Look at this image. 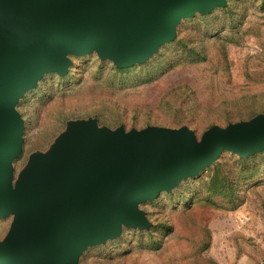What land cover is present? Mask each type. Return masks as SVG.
Wrapping results in <instances>:
<instances>
[{"label": "water", "instance_id": "95a60500", "mask_svg": "<svg viewBox=\"0 0 264 264\" xmlns=\"http://www.w3.org/2000/svg\"><path fill=\"white\" fill-rule=\"evenodd\" d=\"M226 0H0V219L16 220L0 264H79L92 245L122 228L148 229L139 206L200 174L224 152H264V117L193 130H100L71 123L46 157L12 185L23 146L16 104L46 73L65 74L68 55L97 52L120 68L147 61L177 37V26Z\"/></svg>", "mask_w": 264, "mask_h": 264}, {"label": "rangeland", "instance_id": "374dc122", "mask_svg": "<svg viewBox=\"0 0 264 264\" xmlns=\"http://www.w3.org/2000/svg\"><path fill=\"white\" fill-rule=\"evenodd\" d=\"M176 33L131 68L95 51L69 54L63 75L44 74L15 107L24 131L12 185L34 158L52 152L71 123L95 120L102 131L127 134L187 126L200 141L212 126L264 117L263 0H226L182 19ZM139 209L148 229L124 226L117 237L89 246L79 264H264V152H224ZM15 220L0 219L3 242Z\"/></svg>", "mask_w": 264, "mask_h": 264}, {"label": "trees", "instance_id": "16d2710c", "mask_svg": "<svg viewBox=\"0 0 264 264\" xmlns=\"http://www.w3.org/2000/svg\"><path fill=\"white\" fill-rule=\"evenodd\" d=\"M263 3H264V0H263ZM213 127V126H212ZM211 128V127H210ZM210 128H208V130L210 129ZM195 132V131H194ZM229 186H230V184H229ZM231 190V189H230Z\"/></svg>", "mask_w": 264, "mask_h": 264}]
</instances>
